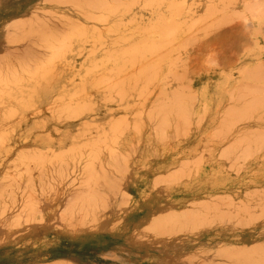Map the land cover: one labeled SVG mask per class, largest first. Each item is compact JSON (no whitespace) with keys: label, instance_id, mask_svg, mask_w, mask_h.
<instances>
[{"label":"crops","instance_id":"crops-1","mask_svg":"<svg viewBox=\"0 0 264 264\" xmlns=\"http://www.w3.org/2000/svg\"><path fill=\"white\" fill-rule=\"evenodd\" d=\"M61 3L0 0L1 104L17 103L16 88L26 87L35 88L25 93L30 102H49L41 84L23 77L43 72L70 35L75 7ZM253 130L188 129L166 145L143 134L141 143L85 159L78 177L69 160L65 179L46 178L39 163L44 135L58 129L47 134L38 114L18 127L0 124V264H264V130Z\"/></svg>","mask_w":264,"mask_h":264},{"label":"rangeland","instance_id":"rangeland-1","mask_svg":"<svg viewBox=\"0 0 264 264\" xmlns=\"http://www.w3.org/2000/svg\"><path fill=\"white\" fill-rule=\"evenodd\" d=\"M196 1L198 3H196ZM236 1L239 0H62V5H73L75 7L76 16L74 27L71 28L68 38H66L65 40L61 39L58 45L55 46V48H57V51L54 52L55 56L45 59L43 63L45 70L41 73L34 74V77L37 79L38 77L42 76L43 80H41L43 82L41 80L35 79L34 77L32 78L37 80L43 86L42 89L44 98L49 102L41 105L34 104L33 106H31V104V107H26L25 104L27 103L28 105L30 103L25 102V100L21 99L20 96L22 94V98L25 97V90L18 89L16 95L17 97H19V99H17L16 101L17 103H20L19 105H21V102H23V106L20 107L17 105V103L9 105L0 104V124L5 125L9 128L18 127L20 119L23 115L38 114L39 117L42 118L43 128L45 132H47L46 130H50L51 127L59 130V133L57 135L45 136L46 138H43V162L39 163L42 164V169L46 178H61L63 176H66L69 160H72L73 162L78 161V163L80 162V164L82 165L81 167H83V161L85 160V158L86 160L91 159L92 162H94V160L98 158L100 154L104 156L110 155V151L116 150L115 146L119 143L125 146L137 144L139 141L141 143V141L145 139L144 137H142L143 134H152L153 136L149 137V139H151L153 144L155 145H166L178 142L180 143V141L184 138L181 135L185 134L183 130L188 129L216 128L220 130H228V126L230 125L229 130L232 131L244 128H255L258 130H263L264 88L261 87H264V0H262V2H259L260 0H246L250 1L246 3H237ZM198 4H205L210 6L213 4L214 7L200 8L198 7ZM239 4L242 7H234ZM104 27H106L108 31ZM114 28L116 29L114 30ZM113 33L115 34L113 35ZM96 35L97 38H95ZM85 37L86 40L90 38L89 41H86ZM136 37H139V39H137L140 42L142 40L141 44L140 42L136 43V41H138ZM163 37L166 38L163 39ZM91 38L95 41L91 40ZM98 38H102L103 41H101V39L99 40ZM151 38L153 42L148 41ZM120 39H122L123 41H121ZM161 40H163V42H161ZM91 41H94L96 44L94 45V42L92 44ZM133 41L135 42V44L133 43ZM106 43L108 46L106 45ZM135 46L138 47L135 48ZM115 48L118 49L119 52L121 51L124 53H114L116 51ZM121 48L122 50L125 49L126 51L127 49H129V53H126L125 50H120ZM89 49L92 50L89 51ZM93 49L96 50L94 51ZM103 49L107 50L104 51ZM167 50L168 54L166 53ZM107 51L111 52L107 53ZM115 55L116 58L114 59ZM159 55L161 58L159 57ZM136 56H138L143 62L137 61L139 60V58H137ZM126 57L128 59H126ZM104 58L107 61H105ZM151 59L153 60V62ZM170 59L172 60L169 62ZM174 59H176V61ZM96 60L100 62V64H98ZM103 60L107 63H104ZM90 61L93 63L89 64ZM122 61H125L126 63L124 62V64ZM159 61L160 64H156ZM120 62L123 64V66L125 65L124 68ZM53 64L55 65L54 69L59 68V70H61L58 71L57 69V71H54L53 73L48 71V68H52L51 66ZM134 64H136L135 67ZM155 64L157 65L156 67ZM97 65L101 66H99L100 68L96 70L95 68H98ZM117 65L119 66L117 67ZM148 65H151V67H148ZM130 66L133 67L131 68ZM88 67L90 69H87ZM109 67L111 69H109ZM147 68H149L150 70ZM68 69L70 72L68 71ZM115 69L117 71L120 70L119 72L121 73L117 72ZM144 69L152 72L150 73L149 71H146ZM75 70H77L79 73ZM98 70L101 71H99V74H96ZM103 70L108 72H104ZM141 70L143 71L141 72ZM156 70H158L157 75ZM102 71L106 73V77H108L107 73H109V76H111V74L114 75L113 77L111 76L114 81H110L112 79L107 80L108 78L105 80L104 78L106 77L102 78V76H99L103 74ZM71 72L74 74H78L73 77L72 75L74 74H72ZM83 72L84 74H87V78L86 76H83V78L87 80H89L90 78L91 80L92 78L94 80H101L102 78V83L107 84L110 82L109 84H107L109 87H107L106 84V86H104V84L102 86L101 82V86L99 85V87H97L98 85L96 86V84H99V82L97 83L96 80V84H93L92 82L95 81L90 80V85L92 84L91 88L88 83L89 81L86 82L85 79L81 77V73L83 75ZM140 72L143 75H140ZM169 72H171L170 75ZM152 73L154 75H152L151 77L150 74ZM173 73L174 76L171 75ZM138 74L139 76L137 78L136 75ZM28 75L30 77V74ZM77 75L82 80L78 81V79L80 78H78ZM94 75H96L97 77L94 78ZM103 75L105 76V74ZM115 75L118 78H116ZM144 75H147L148 80L149 78H151V81L149 82ZM98 76L99 78H101L99 79ZM255 76L257 77L255 78ZM27 77H23V82H25L26 79L27 81L29 80V77ZM178 77H181L179 79L180 82L177 79ZM175 78L177 79V81ZM70 79L71 81H69ZM136 79L140 83L142 82L141 85ZM116 81H120L123 84L120 85V82ZM125 82L126 84H128L126 85ZM44 83L45 85H43ZM111 83H114L116 86ZM61 85H64L62 89L60 87ZM110 85L116 87H114L112 90L113 94H110L112 89L110 88ZM146 85L149 86L147 87ZM250 85H252L253 87H250ZM94 86L96 87V89ZM127 86L131 87L132 89H129V87L126 88ZM102 87H104L105 90L103 89L101 93L100 89ZM176 87L180 88L176 89ZM117 88L119 93L117 91ZM151 88L152 90H150ZM72 89H74V93L72 92ZM125 89H127V91H125ZM176 90L177 92H182L183 94L180 95V93H177ZM19 91H23L24 93H20ZM133 91L137 92L133 93ZM160 91L162 93H160ZM60 92L64 93L61 94ZM65 92H68L69 95L71 93L72 94L69 96ZM127 92L129 94H126ZM74 94L78 95V97H74ZM101 94H104V96L102 95L101 97ZM116 94H118L117 97H115ZM59 95L62 96L61 98L58 97L57 100L59 99L58 101H60L63 97V101L65 103L63 101H60L63 104H61L60 102L58 103V101L55 99V96ZM67 96H69V98L73 97L76 99L72 100V98L70 99V101ZM79 97L81 99L83 97L84 98L82 99V101H80ZM144 97L147 99H145ZM157 97L160 101L157 99ZM87 98L90 99L88 100ZM107 98L108 101H105ZM117 98H121L123 100L119 101V99ZM52 99L56 100L55 103L52 102ZM77 99L79 100V102L77 101ZM186 99L187 101H185ZM103 100L104 102H102ZM155 101L157 104L155 103ZM178 103L180 104L178 105ZM72 104L76 105L74 106ZM153 104H155L154 107H152ZM69 105L72 109L75 107L74 109L75 111L77 110V112H75L74 110L71 111ZM82 105H84L83 108L85 107L84 110L82 109L83 111H81ZM62 106L66 108H63ZM77 106L78 108H76ZM67 107L70 109V112L65 110L68 109ZM230 107L234 108L230 109ZM13 108L15 109L14 111ZM141 108H143V110ZM53 109L57 111H52ZM88 109L90 112H86ZM151 109L153 110V112ZM162 109L163 111H161ZM6 110H8L9 112H7ZM149 110L151 111L149 112ZM174 110L177 111L175 112ZM5 111L7 112V114L10 113V115L8 116L7 114H5ZM59 111L61 112L58 113ZM66 111L71 114L69 115V113H67ZM146 111H148V113H146ZM56 112L58 113V115ZM72 112H74L75 114L72 115ZM155 114H157V116ZM6 115L7 117H5ZM78 115H80V117ZM163 115L167 119L164 118ZM1 116H3L4 120L1 119ZM11 116H13V118ZM66 116L68 117V119ZM72 116H77V118L75 117L74 120H71L73 119ZM116 116H119V120L116 119ZM148 116H150L151 119ZM180 116L182 117L180 118ZM145 117L148 118L145 119ZM159 117L161 118V121H159ZM8 118L12 119L10 120ZM61 118L67 120L63 121ZM125 119L127 122L124 121ZM147 120H149L150 122L147 123ZM85 122L87 123V126L85 125ZM228 122L230 124H228ZM83 123L84 125H82ZM92 123L95 124L94 127H97L98 130L93 127ZM232 123L234 127L232 126ZM117 124L122 125L119 126ZM135 124L138 126V129ZM114 125L116 128L113 127ZM88 126H90V128H88ZM77 130L81 132L89 130L90 133H84V137L82 135L83 133L80 134ZM146 130H150L152 133H144ZM119 133L121 134V136ZM157 133H159V135H156ZM73 134H79L82 136L80 138V136L78 135V137L74 138ZM96 134L98 136H96ZM260 136L261 137L259 138L261 140H264V132L260 133ZM91 139H93L94 142L96 141L95 145H90L92 141ZM84 140L87 142H85ZM101 141L103 144L101 143ZM79 143H85V147L83 144L82 145L84 149H86L83 150L82 146H78ZM75 146L77 148V151ZM67 148L70 149L67 150ZM71 149H75L74 151L77 153H74L73 150L71 152ZM68 151L71 153L68 154ZM101 151H104V153L102 154ZM78 153H81L82 156H80V154L78 155ZM57 154L58 157H56ZM88 154H90V156ZM93 155L95 156L93 157ZM81 159L82 161H79ZM128 160L130 159L125 154V173L127 170V164L129 162ZM78 163H76L77 176L79 171L78 167H80V164L78 165ZM60 187L62 188V185H60Z\"/></svg>","mask_w":264,"mask_h":264},{"label":"bare ground","instance_id":"bare-ground-1","mask_svg":"<svg viewBox=\"0 0 264 264\" xmlns=\"http://www.w3.org/2000/svg\"><path fill=\"white\" fill-rule=\"evenodd\" d=\"M136 23H137V22H136ZM149 23H150V22H149ZM151 24H152V23H151ZM110 25H111V24H110ZM149 25H150V24H149ZM142 26H143V25H142ZM120 27H121V26H120ZM104 28H106V27H104ZM115 29H116V28H114V30H115ZM132 29H133V28H132ZM135 29H136V28H135ZM145 29H146V28H145ZM165 29H166V28H165ZM106 30L108 31L107 28H106ZM112 30H113V29H112ZM117 30H118V28H117ZM103 31H104V30H103ZM107 31H106V32H107ZM126 31H127V30H126ZM126 31H125V32H126ZM149 31H150V30H149ZM162 31H163V30H162ZM112 32H113V31H112ZM115 32H116V31H115ZM132 32H133V30H132ZM138 32H139V31H138ZM164 32H165V31H164ZM164 32H163V33H164ZM120 33H121V32H120ZM126 33H127V32H126ZM126 33H125V34H126ZM135 33H136V32H135ZM96 34H97V33H96ZM110 34H111V33H110ZM114 34H115V33H113V35H114ZM135 35H136V34H135ZM152 35H153V34H152ZM162 35H163V34H162ZM164 35H165V34H164ZM77 36H79V35H77ZM77 36H76V37H77ZM91 36H92V35H91ZM127 36H128V35H127ZM136 36H137V35H136ZM138 36H139V35H138ZM165 36H166V35H165ZM74 37H75V36H74ZM92 37H93V36H92ZM99 37H100V36H99ZM115 37H116V36H115ZM123 37H124V35H123ZM95 38H97V35L95 36ZM137 38L139 39V37H136V39H137ZM164 38H166V37H163V39H164ZM74 39H75V38H74ZM79 39H80V38H79ZM79 39H78V40H79ZM89 39H90V38H89ZM89 39L86 40V37H85V40H86V41H89ZM98 39H99V38H98ZM100 39H101V41H103L102 38H100ZM100 39H99V40H100ZM111 39H112V38H111ZM113 39H114V38H113ZM117 39H118V37H117ZM138 39H137V40H138ZM148 39H149V38H148ZM148 39H146V40H148ZM91 40H94V39L91 38ZM109 40H110V39H109ZM120 40L123 41L122 39H120ZM165 40H167V39H165ZM94 41H95V40H94ZM94 41H93V42H94ZM104 41H105V39H104ZM135 41H136V40H135ZM148 41H149V42H150V41L153 42L152 38H151L150 40H148ZM154 41H155V40H154ZM159 41H160V40H159ZM93 42L91 41L92 44H93ZM114 42H115V41H114ZM119 42H120V41H119ZM137 42H140V41L138 40V41H136V43H137ZM141 42H142V40H141ZM141 42H140V44H141ZM161 42H163V40H161ZM116 43H118V42H116ZM133 43L135 44L134 41H133ZM144 43H145V41H144ZM155 43H156V42H155ZM155 43H154V44H155ZM166 43H167V42H166ZM95 44H96V43L94 42V45H95ZM104 44H105V43H104ZM104 44H103V45H104ZM138 44H139V43H138ZM138 44H137V45H138ZM142 44H143V43H142ZM146 44H148V43H146ZM152 44H153V43H152ZM94 45H93V47H94ZM98 45H99V44H98ZM106 45H107V43H106ZM110 45H111V44H110ZM119 45H120V44H119ZM144 45H145V44H144ZM149 45H150V44H149ZM159 45H161V44H159ZM162 45H163V44H162ZM167 45H168V44H167ZM107 46H108V45H107ZM125 46H127V45H125ZM138 46H139V45H138ZM138 46H137V47H138ZM150 46H151V45H150ZM155 46H156V45H155ZM97 47H98V46H97ZM102 47H103V46H102ZM137 47L135 46V48H137ZM166 47H168V46H166ZM99 48H100V47H99ZM125 48H126V47H125ZM151 48H152V47H151ZM156 48H157V47H156ZM115 49H116V48H115ZM91 50H92V49H91ZM91 50L89 49V51H91ZM93 50H94V49H93ZM95 50H96V49H95ZM95 50H94V51H95ZM103 50H104V49H103ZM106 50H107V49H106ZM106 50H104V51H106ZM109 50H110V49H109ZM112 50H113V49H112ZM112 50H111V51H112ZM120 50H122V48H121ZM123 50H125V49H123ZM123 50H122V51H123ZM128 50H129V49H127V51L125 50V52H126V53H129ZM154 50H155V49H154ZM161 50H162V49H161ZM89 51H88V53H89ZM97 51H98V50H97ZM104 51H103V52H104ZM111 51H109V52H111ZM113 51H114V50H113ZM113 51H112V52H113ZM137 51H138V50H137ZM139 51H141V50H139ZM152 51H153V50H152ZM86 52H87V51H86ZM109 52L107 51V53H109ZM116 52L118 53L119 50L116 49V51H115L114 53H116ZM150 52H151V51H150ZM157 52H158V51H157ZM159 52H160V51H159ZM93 53H94V52H93ZM101 53H102V52H101ZM104 53H105V52H104ZM104 53H102V54H104ZM119 53H124V52H121V51H120ZM126 53H125V54H126ZM136 53H138V52H136ZM136 53H135V54H136ZM143 53H145V52H143ZM151 53H152V52H151ZM162 53H163V52H162ZM166 53L168 54V50H167ZM172 53H173V52H172ZM57 54H58V53H57ZM59 54H60V53H59ZM111 54H113V53H111ZM125 54H124V55H125ZM146 54H147V53H146ZM148 54H149V53H148ZM154 54H156V53H154ZM87 55H88V54H87ZM104 55H105V54H104ZM104 55H103V56H104ZM109 55H110V54H109ZM152 55H153V54H152ZM164 55H165V54H164ZM164 55H163V56H164ZM89 56H90V55H89ZM106 56H107V55H106ZM119 56H120V55H119ZM130 56H131V54H130ZM155 56H156V55H155ZM157 56H158V55H157ZM166 56H167V55H166ZM174 56H175V55H174ZM174 56H173V57H174ZM57 57H58V56H57ZM57 57H56V58H57ZM107 57H108V56H107ZM110 57H111V56H110ZM136 57L139 58L138 56H136ZM159 57H160V55H159ZM58 58H59V57H58ZM99 58H100V57H99ZM101 58H102V56H101ZM105 58H106V57H105ZM105 58H104V59H105ZM111 58H112V57H111ZM115 58H116V55H115L114 59H115ZM123 58H124V57H123ZM131 58H132V57H131ZM160 58H161V57H160ZM160 58H159V59H160ZM162 58H164V57H162ZM84 59H85V57H84ZM119 59H120V58H119ZM126 59H128V58L126 57ZM154 59H155V58H154ZM157 59H158V58H157ZM99 60H100V59H99ZM108 60H109V59H108ZM111 60H112V59H111ZM124 60H125V59H124ZM151 60H152V59H151ZM171 60H172V59H170L169 62H170ZM174 60L176 61V59H174ZM96 61H97V60H96ZM103 61H104V60H103ZM105 61H107V60L105 59ZM105 61H104V63H107V62H105ZM120 61H121V60H120ZM133 61H134V60H133ZM137 61H139V62H143L140 58H139V60H137ZM147 61H148V60H147ZM157 61H158V60H157ZM175 61H174V62H175ZM94 62H95V60H94ZM97 62H98V61H97ZM114 62H115V61H114ZM122 62H123V61H122ZM124 62H125V61H124ZM124 62H123V63H124ZM127 62H128V61H127ZM139 62H138V63H139ZM152 62H153V60H152ZM161 62H162V61H161ZM90 63H93V62L90 61L89 64H90ZM109 63H110V62H109ZM112 63H113V62H112ZM120 63H121V62H120ZM125 63H126V62H125ZM125 63H124V64H125ZM162 63H163V62H162ZM172 63H173V61H172ZM95 64H96V63H95ZM98 64H100V62H98ZM101 64H102V63H101ZM110 64H111V63H110ZM121 64H122V63H121ZM121 64H120V65H121ZM128 64H129V63H128ZM142 64H143V63H142ZM147 64H148V63H147ZM156 64H160V61H159L158 63H156ZM156 64H155V67L157 66ZM107 65H108V64H107ZM126 65H127V64H126ZM129 65H130V64H129ZM135 65H136V64H134V67H135ZM152 65H153V64H152ZM174 65H175V64H174ZM89 66H90V65H89ZM97 66H98V68H95V67H97ZM97 66H95V67H93V68H95V69L97 70V69L100 68L99 66H101V65H97ZM104 66H105V65H104ZM118 66H119V65H117V67H118ZM122 66H123V64H122ZM122 66H121V67H122ZM124 66H125V65H124ZM124 66H123V68H124ZM139 66H140V65H139ZM142 66H143V65H142ZM170 66H171V65H170ZM181 66H182V65H181ZM60 67H61V66H60ZM85 67H86V66H85ZM130 67L132 68L133 66H130ZM130 67H129V69H130ZM145 67H147V66H145ZM148 67H151V65H150V66L148 65ZM152 67H153V66H152ZM158 67H159V65H158ZM172 67H173V66H172ZM80 68H81V67H80ZM83 68H84V67H83ZM83 68H82V69H83ZM90 68H91V66H90ZM90 68L88 67L87 69H90ZM140 68H142V67H140ZM57 69H58V71L61 70V69L59 70V68H57ZM57 69H56V70H57ZM91 69H92V68H91ZM107 69H108V67H107ZM109 69H111V68L109 67ZM112 69H113V68H112ZM147 69H149V68H147ZM147 69H144V70H146V71H149V70H150V69H149V70H147ZM153 69H154V68H153ZM174 69H175V66H174ZM174 69H173V70H174ZM70 70H72V69H70ZM85 70H86V68H85ZM93 70H94V69H93ZM96 70H95V71H96ZM105 70H106V69H105ZM115 70H116V69H115ZM115 70H114V71H115ZM166 70H167V68H166ZM169 70H170V68H169ZM65 71H67V70H65ZM68 71H69V69H68ZM75 71L78 72L77 70H75ZM79 71H80V70H79ZM83 71H84V70H83ZM87 71H89V70H87ZM87 71H86V73H87ZM91 71H92V70H91ZM99 71H101V70H98V72H97V73L95 72V73H96V74H99ZM103 71H104V70H103ZM103 71H102V72H103ZM116 71H117V70H116ZM119 71H120V70H118L117 72H119ZM121 71H122V70H121ZM136 71H137V70H136ZM142 71H143V70H141V72H142ZM153 71H154V70H153ZM157 71H158V70H156V75H157ZM175 71H176V70H175ZM175 71H174V72H175ZM69 72H70V71H69ZM76 72H75V73H76ZM104 72H108V71H104ZM104 72H103V74H105V76H104L103 74H101V75H99V76H102V78L106 77V73H104ZM138 72H139V71H138ZM138 72H137V73H138ZM141 72H140V75L142 74ZM149 72H150V71H149ZM149 72H148V75H149ZM151 72H152V71H151ZM151 72H150V73H151ZM52 73H53V72H52ZM52 73H51V74H52ZM71 73H72V72H71ZM78 73H79V72H78ZM78 73H76V74H78ZM119 73H121V72H119ZM124 73H125V71H124ZM170 73H171V72H169V75H170ZM72 74H74V73H72ZM76 74H74V75H72V76L74 77ZM107 74H108V75H107L108 77L104 78L105 80H106L107 78H108L107 80H110V79H112L111 76H112V77L114 76V75H112L111 73H110L111 76H109V73H107ZM115 74H116V72H115ZM135 74H136V73H135ZM144 74H145V71H144ZM166 74H167V72H166ZM86 75H87V74H84V72H83V75H82V73H81V77H82V78H83V76L85 77ZM128 75H129V74H128ZM142 75H143V74H142ZM150 75H151V77H152V75H154V74L152 73V74H150ZM164 75H165V74H164ZM171 75L174 76V73L171 74ZM179 75H180V74H179ZM179 75H178V76H179ZM25 76H26V77H27V76L29 77V75H26V74L24 75V77H25ZM77 76H78V75H77ZM99 76H98V78H99ZM136 76H137V78H138L139 74L136 75ZM136 76H135V77H136ZM144 76H146L145 78H147V80H148L147 75H144ZM167 76H168V74H167ZM167 76H166V77H167ZM259 76H261V75H259ZM28 77H27V78H28ZM51 77H52V76H51ZM95 77H97V76L94 75V78H95ZM115 77H116V75H115ZM130 77H131V76H130ZM149 77H150V76H149ZM169 77H170V76H169ZM256 77H257V76H255V78H256ZM39 78H40V79H39ZM70 78H71V77H70ZM78 78H80V77L78 76ZM86 78H87V76H86ZM100 78H101V77H100ZM100 78H99V79H100ZM102 78H101V80H102ZM116 78H118V77H116ZM143 78H144V77H143ZM145 78H144V79H145ZM154 78H156V77H154ZM164 78H165V77H164ZM180 78H181V77H180ZM180 78L178 77L177 79L179 80ZM21 79H22V78H21ZM30 79H31V81H32V77H31V76L29 77V80H30ZM35 79H37V78H35ZM41 79L43 80L42 76L38 77L37 80H41ZM46 79H47V78H46ZM83 79H85V78H83ZM119 79H121V78H119ZM134 79H135V78H134ZM134 79H133V80H134ZM162 79H163V78H162ZM175 79H176V78H175ZM177 79H176V81H177ZM19 80H20V79H19ZM24 80H25V79H24ZM29 80H28V82H29ZM37 80H35V83H36V86H37V88H38V86H39L40 83H39V82H36ZM42 80H41V81H42ZM50 80H51V79H50ZM50 80H49V81H50ZM75 80H76V79H75ZM79 80H82V79L80 78V79H78V81H79ZM90 80H91V78H90L89 80L85 79L86 82L89 81V82H88V83H89V86L92 88V86H91L92 84L90 85L91 81H92V80L95 81V82H92V83H93V84H96V80H97V79L94 80V79L92 78V80H91V81H90ZM101 80H97V83L99 82V84H96V86L98 85L97 87H99V85L102 83ZM115 80H116V79H115ZM136 80H137V79H136ZM141 80H143V79H141ZM155 80H156V79H155ZM257 80H258V78H257ZM260 80H261V79H260ZM33 81H34V80H33ZM33 81H32V83H34ZM44 81H45V80H44ZM51 81H52V80H51ZM69 81H71V79H70ZM103 81H104V80H103ZM110 81H114V80L112 79V80H110ZM126 81H127V80H126ZM137 81H138V80H137ZM148 81L150 82V81H151V78H149ZM176 81H173V82H176ZM255 81H256V79H255ZM15 82H16V81H15ZM26 82H27V79H26ZM28 82H27V83H28ZM42 82H43V81H42ZM83 82H84V81H83ZM83 82H80V83H83ZM100 82H101V83H100ZM106 82H107V81H106ZM116 82H120V81H116ZM138 82H139V81H138ZM138 82H137V83H138ZM153 82H154V81H153ZM171 82H172V81H171ZM179 82H180V80H179ZM189 82H190V81H189ZM23 83H25V82H23ZM27 83H26V84H27ZM35 83H34V84H35ZM109 83H110V82H109ZM109 83H107V84H109ZM114 83H115V82H114ZM114 83H111V84L115 85ZM139 83H140V82H139ZM141 83H142V82H141ZM141 83H140V85H141ZM263 83H264V81H263ZM12 84H13V83H12ZM21 84H22V82H21L20 84H17V85H20V87H21ZM103 84H104V83H102L101 85L103 86ZM105 84H106V83H105ZM105 84H104V86L107 85V84H106V85H105ZM119 84L121 85V84H123V83L120 82ZM125 84H126V82H125ZM127 84H128V83H127ZM127 84H126V85H127ZM159 84H160V83H159ZM167 84H168V83H167ZM9 85H10V84H9ZM30 85H31V84H30ZM43 85H45V83H44ZM47 85H48V84H47ZM47 85H46V87H47ZM101 85H100V86H101ZM113 85H112V86L110 85V86H111L110 88H112L110 94L113 92L112 90H113V88L116 86V85H115V86L113 87ZM133 85H134V84H133ZM136 85H137V84H136ZM140 85H139V88H140ZM142 85H143V84H142ZM153 85H154V84H153ZM11 86H12V85H11ZM32 86H34V85H32ZM63 86H64V85H63ZM63 86H62V85L60 86L61 89H62ZM89 86H88V87H89ZM123 86H124V85H123ZM146 86H147V85H146ZM148 86H149V85H148ZM148 86H147V87H148ZM251 86H252V85H250V87H251ZM260 86H261V85H260ZM262 86H263V85H262ZM9 87H10V86H9ZM12 87H13V86H12ZM94 87H95V86H94ZM107 87H109V86L107 85ZM117 87H118V86H117ZM121 87H122V86H121ZM128 87H129V86H127L126 88H128ZM132 87H133V86H132ZM147 87H146V88H147ZM252 87H253V86H252ZM22 88L24 89V87H22ZM22 88H21V89H22ZM26 88H27V87H26ZM26 88H25V90L28 89V88H27V89H26ZM67 88H69V87H67ZM67 88H66V89H67ZM91 88H90V89H91ZM110 88H108V89H110ZM115 88H116V87H115ZM119 88H120V86H119ZM130 88H131V87H129V89H130ZM154 88H155V87H154ZM177 88H178V87H176V89H177ZM179 88H180V87H179ZM179 88H178V89H179ZM261 88H264V87H261ZM29 89H30V90H31V89H34V90H33L32 92H30V93H35V88H34V87L29 88ZM59 89H60V88H59ZM95 89H96V87H95ZM103 89L105 90L104 87H102V88L100 89L101 93H102ZM131 89H132V88H131ZM135 89H136V88H135ZM238 89H239V88H238ZM8 90H9V89H8ZM10 90L13 92V91H14V88H13V90H12V89H10ZM19 90H20V89H19ZM30 90L25 91V93L27 92V93L29 94L28 91H30ZM73 90H74V89H72V92H73ZM115 90H116V89H115ZM120 90H121V89H120ZM137 90H138V89H137ZM145 90H146V89H145ZM150 90H152V88H151ZM6 91H7V90H6ZM6 91H5V92H6ZM11 91L8 92V93H9L8 96H11V95H12V94H11V93H12ZM16 91H18L17 88H16ZM16 91H14V93H16ZM59 91H62V90H59ZM92 91H94V90H92ZM98 91H99V90H98ZM106 91H107V89H106ZM117 91H118V88H117ZM125 91H127V89H125ZM237 91H239V90H237ZM19 92H20V91H19ZM22 92H23V91H22ZM22 92H20V93H22ZM120 92H121V91H120ZM128 92H129V91H128ZM128 92H127L126 94H129ZM136 92H137V91H136ZM136 92L133 91V93H136ZM164 92H165V91H164ZM164 92H163V93H164ZM172 92H174V91H172ZM176 92H177V90H176ZM14 93H13V94H14ZM23 93H24V92H23ZM58 93H59V92H58ZM60 93H61V92H60ZM63 93H64V92H62L61 94H63ZM65 93H67V94L69 95L68 92H65ZM70 93H71V92H70ZM73 93H74V92H73ZM118 93H119V91H118ZM145 93H146V92H145ZM160 93H162V92L160 91ZM160 93H159V94H160ZM177 93H180V95L183 94L182 92H177ZM237 93H238V92H237ZM237 93H236V94H237ZM2 94H3V93H2ZM2 94H1V96H3ZM71 94H72V93H71ZM71 94H70V95H71ZM75 94H76V91H75ZM75 94H74V97L77 98L78 95H75ZM112 94H113V93H112ZM131 94H132V93H131ZM151 94H152V93H151ZM151 94H150V95H151ZM155 94H156V93H155ZM159 94H158V95H159ZM164 94H165V93H164ZM170 94H171V93H170ZM172 94H174V93H172ZM14 95H15V94H14ZM18 95H19V93H18ZM31 95H32V94H31ZM70 95H69V96H70ZM102 95L104 96V94H101V97H102ZM107 95H108V94H107ZM117 95H118V94H116L115 97H117ZM134 95H135V94H134ZM147 95H148V94H147ZM161 95H162V94H161ZM15 96H16V95H15ZM20 96H21V99H23V98H22V94H21ZM25 96H26V95H25ZM34 96H35V95H34ZM61 96H62V95L55 96V97H56L55 99L57 100V98H58V97L61 98ZM69 96H67V97L69 98ZM89 96H90V95H89ZM89 96H88V97H89ZM91 96H92V95H91ZM120 96H121V95H120ZM120 96H118V97H120ZM128 96H129V95H128ZM132 96H133V95H132ZM132 96H131V97H132ZM148 96H149V95H148ZM154 96H155V95H154ZM162 96H163V95H162ZM11 97H12V96H11ZM11 97H10V98H11ZM26 97H28V96H26ZM107 97H108V96H107ZM137 97H140V96H137ZM146 97H147V96H146ZM183 97H184V96H183ZM8 98H9V97H7L6 99H8ZM29 98H30V101H31L32 97H28V98H27L28 100L24 99L25 102H26V101H29ZM52 98H53V97H52ZM65 98H66V97H65ZM68 98H67V99H68ZM72 98H73V97H72ZM72 98H69V100L72 99ZM76 98H73L72 100H74V99H76ZM79 98H80V97H79ZM83 98H84V97H83ZM83 98H82V99H83ZM141 98H142V97H141ZM144 98H145V97H144ZM144 98H143V99H144ZM159 98H162V97H159ZM16 99H18V98H16ZM82 99L80 98L79 100L82 101ZM87 99H88V98H87ZM89 99H90V98H89ZM89 99H88V100H89ZM117 99H119V101H120V100H123V99H121V98H117ZM131 99H132V98H131ZM145 99H147V98H145ZM155 99H156V98H155ZM157 99H158V97H157ZM1 100H2V97H1ZM52 100H53V99H52ZM56 100H53L52 102L55 103ZM58 100H59V99H58ZM58 100H57V101H58ZM69 100H68V101H69ZM79 100L77 99L78 102H79ZM137 100H138V99H137ZM158 100H159V99H158ZM170 100H171V99H170ZM235 100H236V99H235ZM13 101H14V99H13ZM30 101H29L28 103H32V105H31V104H28V105H27V103H26V104H25L26 107H28V106H30V105H31V106L34 105V103H33V102H30ZM60 101H63V97H62V99H61ZM60 101H58V103H59ZM70 101H71V100H70ZM105 101H108V98H107ZM115 101H116V100H115ZM153 101H154V100H153ZM156 101H157V100H156ZM156 101H155V103H156ZM159 101H160V100H159ZM164 101H165V99H164ZM168 101H169V100H168ZM179 101H180V100H179ZM185 101H187V99H186ZM236 101H237V100H236ZM1 102H2V101H1ZM15 102H16V101H15ZM63 102H64V101H63ZM66 102H67V100H66ZM73 102H74V101H73ZM75 102H76V100H75ZM75 102H74V103H75ZM78 102H77V103H78ZM89 102H90V101H89ZM102 102H104V100H103ZM112 102H113V101H112ZM117 102H118V101H117ZM117 102H116V103H117ZM142 102H143V101H142ZM22 103H23V102H21V105H19L20 103H17V105L21 107V106H23ZM60 103L63 104L62 102H60ZM64 103H65V102H64ZM68 103H69V102H68ZM80 103H81V102H80ZM107 103H108V102H107ZM109 103H110V102H109ZM162 103H163V102H162ZM181 103H182V102H181ZM253 103H254V102H253ZM0 104H1V103H0ZM50 104H51V103H50ZM90 104H91V103H90ZM102 104H103V103H102ZM156 104H157V103H156ZM179 104H180V103H178V105H179ZM2 105H3V104H2ZM8 105H9V103H8ZM25 105H24V107H25ZM35 105H36V104H35ZM54 105H55V104H54ZM59 105H60V104H59ZM72 105H74V104H72ZM75 105H76V104H75ZM75 105H74V106H75ZM86 105H87V103H86ZM103 105H104V104H103ZM140 105H141V104H140ZM154 105H155V104H153L152 107H154ZM31 106H30V107H31ZM51 106H52V105H51ZM55 106H56V105H55ZM83 106H84V105L81 106L82 108L79 106V107L81 108V111H83L84 108H85V107L83 108ZM89 106H90V105H89ZM91 106H92V105H91ZM131 106H132V105H131ZM150 106H151V105H150ZM48 107H50V106H48ZM62 107H63V108H66V107H64V106H62ZM132 107H133V106H132ZM136 107H137V106H136ZM152 107H151V108H152ZM250 107H252V106H250ZM7 108H8V107H7ZM9 108H10V107H9ZM18 108H19V107H18ZM22 108H23V107H22ZM54 108H55V107H54ZM56 108H58V107H56ZM60 108H61V107H60ZM67 108H68V107H67ZM69 108H71L70 105H69ZM69 108H68V109H69ZM74 108H75V107H74ZM74 108H73V109L71 108V111H72V110L75 111ZM76 108H78V106H77ZM139 108H140V106H139ZM155 108H156V106H155ZM157 108H158V107H157ZM161 108H163V107H161ZM166 108H168V107H166ZM232 108H234V107H232ZM232 108L230 107V109H232ZM23 109H24V108H23ZM68 109H65V110H67V111L70 112V109H69V110H68ZM82 109H83V110H82ZM141 109L143 110V108H141ZM148 109H149V108H148ZM235 109H236V108H235ZM8 110H10V109H8ZM8 110H6V111L9 112ZM11 110H12V108H11ZM14 110H15V109L13 108V111H14ZM25 110H27V109H25ZM30 110H31V108H30ZM48 110H49V109H48ZM60 110H61V109H60ZM85 110H86V109H85ZM151 110H152V109H151ZM151 110H149V112H150ZM164 110H165V109H164ZM227 110H228V109H227ZM2 111H3V110H2ZM6 111H5V114H7ZM13 111H12V113H13ZM52 111H57V110H54V109H53ZM61 111H62V110H61ZM61 111H59L58 113H60ZM67 111H66V112H67ZM88 111H89V109H88L86 112H88ZM137 111H138V110H137ZM137 111H136V113H137ZM161 111H163V109H162ZM166 111H168V110H166ZM166 111H165V112H166ZM174 111L176 112L177 110H174ZM179 111H180V110H179ZM231 111H232V110H231ZM253 111H254V110H253ZM63 112H64V111H63ZM69 112H67V113H69ZM75 112H77V110H76ZM89 112H90V111H89ZM152 112H153V110H152ZM12 113H11V114H12ZM49 113H50V112H49ZM56 113H57V112H56ZM58 113H57V115H58ZM146 113H148V111H146ZM160 113H161V112H160ZM162 113H163V112H162ZM186 113H187V112H186ZM225 113H227V112H225ZM2 114H3V113H2ZM15 114H16V113H15ZM39 114H40V113H39ZM70 114H71V113H69V115H70ZM73 114H75V113L72 112V115H73ZM76 114H77V113H76ZM78 114H79V110H78ZM140 114H141V113H140ZM163 114H164V113H163ZM165 114H166V113H165ZM188 114H189V113H188ZM223 114H224V113H223ZM231 114H232V113H231ZM3 115H4V114H3ZM7 115L9 116L10 113L7 114ZM7 115H6L5 117H7ZM50 115H51V114H50ZM66 115H67V114H66ZM80 115H81V114H80ZM80 115H78V116L80 117ZM120 115H121V114H120ZM138 115H139V114H138ZM155 115L157 116V114H155ZM183 115H184V114H183ZM15 116H16V115H15ZM59 116H60V115H59ZM62 116H63V115H62ZM121 116H122V115H121ZM124 116H126V115H124ZM131 116H133V115H131ZM135 116H136V115H135ZM146 116H147V115H146ZM150 116H151V115H150ZM150 116H148V117L150 118ZM169 116H170V115H169ZM1 117H2L1 119H3V116H1ZM5 117H4V118H5ZM11 117L13 118V116H11ZM66 117H67V116H66ZM66 117H65V118H66ZM70 117H71V116H70ZM75 117L77 118V116H72L73 119H71V120H74ZM116 117H117V116H116ZM116 117H115V118H116ZM118 117H119V116H118ZM118 117H117L116 119L119 120ZM139 117H141V116H139ZM148 117H147V118H148ZM151 117H152V116H151ZM163 117H164V115H163ZM181 117H182V116H180V118H181ZM186 117H187V116H186ZM12 118H11V119H12ZM59 118H60V117H59ZM124 118H125V117H124ZM131 118H132V117H131ZM147 118L145 117V119H147ZM153 118H154V117H153ZM164 118H166V117H164ZM184 118H185V117H184ZM225 118H226V117H225ZM6 119H7V118H6ZM8 119H10V118H8ZM11 119H10V120H11ZM19 119H20V118H19ZM61 119H62L63 121H65V120L68 119V117H67V119H64V118H61ZM116 119H115V120H116ZM150 119H151V118H150ZM150 119H149V120H150ZM159 119H160L159 121H161V118H160V117H159ZM166 119H167V118H166ZM227 119H229V118H227ZM3 120H4V119H3ZM55 120H56V119H55ZM149 120H147V123L150 122ZM162 120H163V119H162ZM1 121H2V120H1ZM6 121H7V120H6ZM6 121H5V122H6ZM124 121H126V119H125ZM156 121H157V117H156ZM126 122H127V121H126ZM14 123H15V121H14ZM61 123H62V122H61ZM113 123H115V122H113ZM141 123H142V122H141ZM86 124H87V123L85 122V125H86ZM92 124H93V123H92ZM103 124H104V123H103ZM106 124H107V123H106ZM133 124H134V123H133ZM155 124H156V123H155ZM173 124H175V123H173ZM226 124H227V123H226ZM228 124H230V123L228 122ZM82 125H84V123H83ZM117 125H119V124H117ZM117 125H116V126H117ZM120 125H122V124H120ZM120 125H119V126H120ZM135 125H136V124H135ZM141 125H142V124H141ZM222 125H223V124H222ZM234 125H235V124H234ZM86 126H87V125H86ZM90 126H91V125H90ZM90 126H88V128H90ZM94 126H95V124H93V127H94ZM136 126H137V125H136ZM226 126H227V125H226ZM229 126H230V125H229ZM229 126H228V130L230 129ZM232 126H233V123H232ZM77 127H78V126H77ZM81 127H82V126H81ZM91 127H92V126H91ZM93 127H92V128H93ZM113 127H115V125H114ZM123 127H124V126H123ZM169 127H170V126H169ZM179 127H180V126H179ZM233 127H234V126H233ZM51 128H52V127H51ZM51 128H50V129H51ZM86 128H87V127H86ZM94 128H96V129L98 130L97 127H94ZM102 128H103V126H102ZM106 128H107V127H106ZM115 128H116V127H115ZM118 128H119V127H118ZM118 128H117V129H118ZM224 128H225V127H224ZM75 129H76V128H75ZM111 129H112V128H111ZM137 129H138V126H137ZM153 129H154V128H153ZM156 129H157V128H156ZM156 129H155V130H156ZM231 129H232V128H231ZM253 129H254V130H253ZM253 129H252L253 131L257 130V129H255V128H253ZM99 130H100V129H99ZM106 130H107V129H106ZM125 130H126V129H125ZM157 130H158V129H157ZM263 130H264V129H263ZM58 131H59V130H58ZM77 131H78V130H77ZM82 131H83V130H82ZM92 131H93V130H92ZM113 131H114V130H113ZM120 131H121V130H120ZM133 131H134V130H133ZM160 131H161V130H160ZM221 131H223V130H221ZM11 132H12V130H10V133H11ZM47 132H48V131H47ZM55 132L57 133V131H55ZM55 132H54V133H55ZM78 132H79L80 134L83 133V134H82L83 136H84V133H85V134L90 133L89 130H88V131H84V132H81V131H78ZM86 132H87V133H86ZM94 132H95V130H94ZM111 132H112V131H111ZM136 132H137V131H136ZM154 132H155V131H154ZM158 132H159V131H158ZM75 133H77V132H75ZM113 133H114V132H113ZM120 133H123V132H120ZM120 133H119V134H120ZM47 134H49V132H48ZM93 134H94V133H93ZM119 134H118V135H119ZM154 134H155V133H154ZM160 134H161V133H160ZM224 134H225V133H224ZM73 135H74V138H75V137H78L79 134H73ZM75 135H77V136H75ZM82 135H79L80 138H81ZM90 135H91V134H90ZM118 135H117V136H118ZM156 135H159V133H157ZM1 136H2V135H1ZM41 136H42V135H41ZM71 136H72V135H71ZM92 136H93V135H92ZM96 136H98V135L96 134ZM120 136H121V134H120ZM2 137H3V136H2ZM44 137H45V135H44ZM84 137H85V136H84ZM45 138H46V137H45ZM87 138H88V136H87ZM90 138H91V136H90ZM102 138H103V137H102ZM116 138H117V137H116ZM78 139H79V138H78ZM71 140H72V139H71ZM91 140H92V141H91V144H90V143H88V144H90V145H95V142H96V141L94 142L93 139H91ZM117 140H118V139H117ZM84 141H85V140H84ZM115 141H116V139H115ZM85 142H87V141H85ZM88 142H89V141H88ZM93 142H94V143H93ZM98 142H99V141H98ZM103 142H104V141H103ZM99 143H100V142H99ZM99 143H98V144H99ZM101 143H102V141H101ZM73 144H74V143H73ZM82 144H83V143H82ZM82 144L79 143L78 146H82V147H83V145H84L85 143H84L83 145H82ZM102 144H103V143H102ZM102 144H101V146H102ZM71 145H72V144H71ZM85 145H86V144H85ZM85 145H84V147H85ZM96 145H97V144H96ZM99 145H100V144H99ZM69 146H70V145H69ZM87 146H88V145H87ZM84 147H83V150L86 149V148L84 149ZM92 147H93V146H92ZM103 147H104V146H103ZM75 148H76V146H75ZM88 148H89V147H88ZM94 148H95V147H94ZM97 148H100V147H97ZM65 149H66V148H65ZM69 149H70V148H67V150H69ZM90 149H91V148H90ZM21 150H22V149H21ZM72 150L74 151L75 149H71V152H72ZM78 150H79V148H78ZM24 151H25V150H24ZM52 151H53V150H52ZM57 151H58V150H57ZM59 151H60V150H59ZM63 151H64V150H63ZM63 151H62V152H63ZM65 151H66V150H65ZM76 151H77V148H76ZM98 151H99V150H98ZM109 151H110V150H109ZM113 151H114V150H113ZM71 152L68 151V154H70ZM21 153H22V152H21ZM25 153H26V151H25ZM27 153H28V152H27ZM57 153H58V152H57ZM66 153H67V152H66ZM74 153H77V152L74 151ZM82 153H83V151H82ZM55 154H56V153H55ZM55 154H54V155H55ZM79 154H80V156H82L81 153H78V155H79ZM21 155H22V154H21ZM21 155H20V156H21ZM24 155H25V156L29 155V157H31L30 154H24ZM59 155H60V154H59ZM62 155H63V154H62ZM71 155H72V154H71ZM74 155H75V154H74ZM88 155L90 156V154H88ZM88 155H87V156H88ZM25 156H24V157H25ZM64 156H65V155H64ZM64 156H63V157H64ZM68 156H69V155H68ZM72 156H73V155H72ZM94 156H95V155H93V157H94ZM18 157H19V156H18ZM21 157H23V155H22ZM29 157H28V158H29ZM34 157H35V156H33L32 159H35V158H36V157H35V158H34ZM56 157H58V154H57ZM69 157H70V156H69ZM75 157H76V156H75ZM85 157H86V156H85ZM85 157H84V158H85ZM28 158H27V157L25 158V162H26V160H27ZM59 158H60V157H59ZM72 158H73V157H72ZM72 158H71V159H72ZM82 158H83V157H82ZM90 158H91V157H90ZM98 158H99V157H98ZM16 159H17V158H16ZM30 159H31V158H30ZM46 159H47V158H46ZM85 159H86V158H85ZM18 160H20V159H18ZM42 160H43V159H42ZM64 160H65V159H64ZM77 160H78V157H77ZM77 160H76V161H77ZM93 160H94V159H93ZM28 161H29V160H28ZM28 161H27V162H28ZM48 161H49V160H48ZM48 161H47V162H48ZM70 161H71V160H70ZM79 161H82V159L79 160ZM88 161L90 162L89 159L86 160V162H88ZM18 162H22V163H23V162H24V159H23V161H18ZM83 162H85V160H84ZM91 162H92V160H91ZM22 163H21V165H22ZM60 163H61V162H60ZM60 163H59V164H60ZM75 163H78V161L75 162ZM72 164H73V163H72ZM79 164H80V162L78 163V165H79ZM86 164H88V163H86ZM53 165H54V164H53ZM61 165H62V164H61ZM64 165H65V164H64ZM66 165H67V164H66ZM88 165H89V164H88ZM88 165H87V166H88ZM90 165H91V164H90ZM22 166H23V165H22ZM40 166H41V165H40ZM68 166H69V165H68ZM73 166H74V165H73ZM81 166H82V165L80 164V167H81ZM87 166H86V167H87ZM24 168H25V167H23V169H24ZM85 170H86V169H84V171H85ZM86 171H87V170H86ZM70 173H71V172H70ZM75 173H76V172H75ZM72 174H73V173H71L70 175H72ZM76 174H77V173H76ZM21 176H22V175H21ZM66 176L68 177V174H67ZM66 176H64L63 178L66 179V178H67ZM77 177H78V176H77ZM82 177H83V176H82ZM84 177H85V176H84ZM68 178H69V177H68ZM68 178H67V179H68ZM72 180H73V179H71L70 181H72ZM77 180H78V179H77ZM74 181H75V180H74ZM66 192H67V191H66ZM66 192H65V193H66ZM81 194H83V193H81ZM81 194H80L79 197H81ZM71 195H72V194H71ZM82 196H83V195H82ZM84 196H85V194H84ZM76 197H77V195H76ZM83 198H85V197H83ZM87 198H88V197H87ZM67 199L69 200L68 197H67ZM70 199H71V198H70ZM73 199H74L73 201H77V200H79L78 198H76L77 200H75V196L73 197ZM59 200H60V199H59ZM81 200H82V199H81ZM83 200H84V199H83ZM85 200H86V198H85ZM85 200H84V201H85ZM87 201H88V199H87ZM89 201H90V199H89ZM89 201H88V202H89ZM78 202H79V201H77V205H78ZM70 203H71V202H70ZM80 203L82 204V202H80ZM84 203H85V202H84ZM68 204H69V203H68ZM72 204H76V203L73 202V203H71V205H72ZM81 204H80V206H81ZM87 204H88V203H87ZM66 205H67V204H66ZM77 205H72V206H77ZM82 205H83V204H82ZM68 206H69V205H68ZM95 206H96V205H95ZM95 206H94V204L92 203V207H91V205H90V208H93V207H95ZM65 208H67V206H65ZM72 208H74V207H72ZM72 208H70V209L67 208V209H68V210H71ZM75 208H76V207H75ZM77 208H78V206H77ZM82 208H83V206H82ZM84 208L86 209V205H85ZM90 208H89V204H88L87 209H90ZM87 209H86V210H87ZM93 209H94V208H93ZM61 210H62V209H61ZM63 210H65V209H63ZM63 210H62L61 212H63ZM72 210H73V209H72ZM75 210H76V209H75ZM79 210H80V209H79ZM86 210H85V211H86ZM90 210H92V209H90ZM80 211H81V210H80ZM80 211L78 212V210H77L78 213H80ZM85 211H84V212H85ZM58 212H59V211H58ZM65 212L68 213L67 210H65ZM65 212H64V213H65ZM69 212H70V211H69ZM73 212H74V210H73ZM77 212H75V214H76ZM90 212H92V211H90ZM82 214H83V213H82ZM89 214H91V213H89ZM59 215H60V214H59ZM76 215H78V214H76ZM83 215H84V214H83ZM83 215H82V216H83ZM68 216L71 217V215H69V214H68ZM85 216H88V215L86 214ZM58 217H59V216H58ZM70 217H69V218H70ZM60 218H61V217H60ZM80 218H81V217H80ZM85 219H86V218H85ZM66 220H67V219H66ZM80 221H81V220H80ZM257 247H258V246H257ZM242 250H243V249H242ZM244 250H245V249H244ZM258 251H259V250H257V252H256V250H255L256 253H259ZM261 252H262V251H261ZM235 254H236V253H235ZM263 254H264V253H263ZM237 255H238V254H237ZM241 255H242V254H241ZM241 255H240V256H241ZM254 255H256V254H254ZM248 256H249V255H248ZM250 256H251V255H250ZM256 256H257V255H256ZM244 257H245V256H244ZM244 257H243V258H244ZM261 257H262V254H261ZM255 258H256V257H255ZM263 258H264V255H263ZM258 259H259V258H258Z\"/></svg>","mask_w":264,"mask_h":264}]
</instances>
